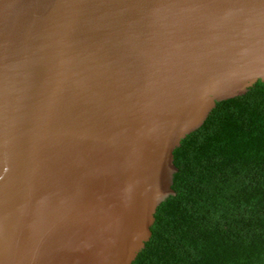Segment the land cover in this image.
I'll return each mask as SVG.
<instances>
[{
	"label": "water",
	"instance_id": "1",
	"mask_svg": "<svg viewBox=\"0 0 264 264\" xmlns=\"http://www.w3.org/2000/svg\"><path fill=\"white\" fill-rule=\"evenodd\" d=\"M264 82V0H0V264H133L174 154Z\"/></svg>",
	"mask_w": 264,
	"mask_h": 264
},
{
	"label": "trees",
	"instance_id": "2",
	"mask_svg": "<svg viewBox=\"0 0 264 264\" xmlns=\"http://www.w3.org/2000/svg\"><path fill=\"white\" fill-rule=\"evenodd\" d=\"M174 158L175 195L133 264H264V82L218 103Z\"/></svg>",
	"mask_w": 264,
	"mask_h": 264
}]
</instances>
